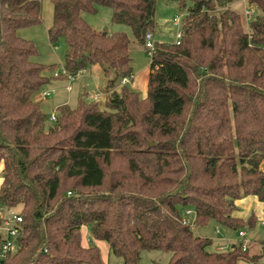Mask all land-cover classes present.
I'll use <instances>...</instances> for the list:
<instances>
[{
  "label": "trees",
  "instance_id": "1",
  "mask_svg": "<svg viewBox=\"0 0 264 264\" xmlns=\"http://www.w3.org/2000/svg\"><path fill=\"white\" fill-rule=\"evenodd\" d=\"M50 1L48 37L64 39V68L76 77L100 66L106 95L83 93L47 124L38 97L48 65L18 33L43 23V0H0V213L20 207L22 217L0 264H109L99 246L83 245V226L123 264L153 250L170 252L168 264L258 261L264 254L241 244L211 251L194 229L251 230L257 217L236 215L237 202H264V0H247L262 11L248 28L236 0H165L186 10L183 34L180 44L156 42L144 97L128 86L129 35L97 30L84 13L110 7L145 47L158 0Z\"/></svg>",
  "mask_w": 264,
  "mask_h": 264
},
{
  "label": "rangeland",
  "instance_id": "2",
  "mask_svg": "<svg viewBox=\"0 0 264 264\" xmlns=\"http://www.w3.org/2000/svg\"><path fill=\"white\" fill-rule=\"evenodd\" d=\"M249 4L246 0H236L233 6L243 13L245 20V25L248 28V23L252 20L246 19L244 15V10L246 5ZM254 11V17L262 14L261 9L257 6H252ZM52 10V4L50 0H43V23L37 26L23 28L19 30V36L32 40L38 47L39 55L36 60L48 65L47 73L50 75V82L45 86L39 96V100L42 101V109L48 116L47 124L52 125L54 122L51 120V114L56 112V106L62 102L67 101L72 108H76L79 102V98L82 97L83 90L84 93L88 94L86 100L94 99L97 93H106V78L100 66L93 67L89 72H82L76 77L69 76L67 74H59L65 66V55L66 46L64 39H61L58 43L52 44L48 37V24H51L46 17L47 9ZM186 13V10H181L177 2L166 3L165 0H158L157 10H156V22H157V33L155 34V40L164 43H174L176 36V24L174 18L177 15H182ZM113 10L107 6H99L97 12L95 13H84L85 19L92 25L93 28L109 32L115 31H125L131 39V55L134 59L133 66L135 67L136 74H139L141 70H146L151 63V55L148 53L147 49L136 41L132 29L125 24L114 23L112 21ZM52 65V66H50ZM138 71V73H137ZM128 86L133 89L131 81ZM139 90V89H138ZM47 92V97L45 93ZM140 95L143 92L140 90ZM105 97L102 95L99 100H103ZM4 176V166L0 165V185L2 183ZM20 207L13 208L10 212L17 214L20 211ZM189 208L182 207L183 215L193 221L195 218V212L191 211L187 215L186 211ZM192 210V209H191ZM250 210L254 211L258 215V224L256 228L248 229L245 228L246 236L240 237L238 230H232L218 225L214 221H210L207 225L199 226L195 228V233L210 238L212 240V245L209 247L211 251L228 250L233 244L248 243L251 255L255 253H261L257 255H262L264 250V244L261 246L259 242L255 240L264 241V226L261 225L264 217H262V212H264V204L258 202L250 206ZM6 209H2L3 217L6 216ZM89 228V227H88ZM220 229V232H217ZM90 231V228H89ZM4 235V232L1 231ZM252 240V242L250 241ZM101 249L103 257L109 264H123V258L116 256L112 249L110 248L107 241L100 240L96 242ZM171 258L170 252L153 250V251H143L141 256L142 264H168Z\"/></svg>",
  "mask_w": 264,
  "mask_h": 264
},
{
  "label": "built area",
  "instance_id": "3",
  "mask_svg": "<svg viewBox=\"0 0 264 264\" xmlns=\"http://www.w3.org/2000/svg\"><path fill=\"white\" fill-rule=\"evenodd\" d=\"M244 2H246V0H243ZM248 2V1H247ZM254 5H250L247 4L244 10V15L246 17V19L251 20L254 18V11H253V7ZM182 16L183 15H177L174 18V22L176 24L177 30H176V36H175V41L174 43L176 44H180L181 43V38H182V27H181V20H182ZM156 40H155V35L154 33H148L146 35V43H145V48L147 49L148 53L150 55H152L155 46H156ZM68 74L67 70L63 67V70L61 73H56L57 75L59 74ZM70 76V75H69ZM130 81V79L128 77L124 78L121 81V85L122 84H126ZM104 94L101 93H97L94 97L95 100H99V98L103 95L105 96L106 93L103 92ZM47 92L45 93V97H47ZM51 120L52 121H56L57 120V115L55 112H53L51 114ZM0 215L3 217L2 215V211L0 213ZM4 219V223L2 226H0V238L2 239L1 242V246H0V259L5 258L10 252L14 251L16 248V242H15V236L18 232V229L16 227V224H18L20 221H22V217L19 214H6V216L3 217ZM185 223H188L187 221H185ZM262 224L264 225V220L262 221ZM1 231L4 232V235L1 233ZM239 236L241 237H245L246 236V232L245 230H241L239 232ZM241 246L243 247V250H247L248 249V243H241Z\"/></svg>",
  "mask_w": 264,
  "mask_h": 264
},
{
  "label": "crops",
  "instance_id": "4",
  "mask_svg": "<svg viewBox=\"0 0 264 264\" xmlns=\"http://www.w3.org/2000/svg\"><path fill=\"white\" fill-rule=\"evenodd\" d=\"M52 15V10H50L49 8L47 9V12H46V17L48 19V21H50V17ZM50 23L47 25L49 27ZM157 33V32H156ZM155 33V34H156ZM158 42V41H157ZM150 71H151V67L148 66V68L146 70H141V72L139 74H136L135 73V78L133 80H131V83H132V86H133V89L137 92H140V90L143 92V94L141 95L142 97L146 96L147 94V88H148V80H149V75H150ZM138 73V71H137ZM105 76V75H104ZM106 78V77H105ZM107 86V84H106ZM105 86V88H106ZM119 88V87H117ZM139 89V90H138ZM105 90V89H104ZM85 91L83 90V93ZM82 93V95H83ZM38 100H39V97H38ZM42 102V101H41ZM62 105H69L67 101L65 102H62L61 104H58L56 106V109L59 107V106H62ZM70 106V105H69ZM263 171H264V161L262 162V165H261ZM262 203L264 204V202L262 201H259V199L256 197V196H246L242 199H240L237 203H238V206H239V211L236 212V215H239L240 217H244V218H248L252 213H254V215L257 217V220H258V215L254 212V211H251L250 210V206H253L254 203ZM262 217H264V212H262ZM264 220V219H263ZM258 222V221H257ZM258 224V223H257ZM257 224H256V227H257ZM261 225H263L261 223ZM264 226V225H263ZM255 227V228H256ZM220 230V229H219ZM82 243L85 247H89L91 244H96L97 241H100V240H96L93 238L92 234H91V231H89V228L88 226H83L82 228ZM241 237V236H240ZM252 242V240H250ZM257 242H259V244L261 246H263L264 244V241H261V240H255ZM241 244V243H240ZM236 244H233L230 246V248H232L233 246H235ZM98 246V245H97ZM249 248V246H248ZM219 251H225V250H219ZM257 254H261V253H255L254 255H257ZM263 254H264V250H263ZM262 254V255H263ZM104 258V257H103ZM104 260L106 261V259L104 258ZM107 262V261H106ZM239 264H264V256L260 257L258 261L256 262H252V261H247V260H241L239 261Z\"/></svg>",
  "mask_w": 264,
  "mask_h": 264
}]
</instances>
